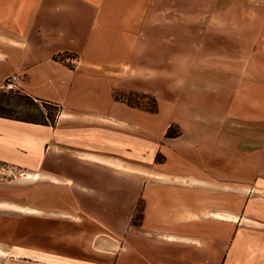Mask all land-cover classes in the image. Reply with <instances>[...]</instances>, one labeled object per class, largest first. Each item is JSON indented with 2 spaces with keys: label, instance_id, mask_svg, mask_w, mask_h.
I'll return each instance as SVG.
<instances>
[{
  "label": "crops",
  "instance_id": "obj_1",
  "mask_svg": "<svg viewBox=\"0 0 264 264\" xmlns=\"http://www.w3.org/2000/svg\"><path fill=\"white\" fill-rule=\"evenodd\" d=\"M12 74L60 105L53 126L0 117V162L42 187L10 202L42 210L38 261L75 264L70 234L109 258L117 241V264H264V0H0Z\"/></svg>",
  "mask_w": 264,
  "mask_h": 264
},
{
  "label": "rangeland",
  "instance_id": "obj_2",
  "mask_svg": "<svg viewBox=\"0 0 264 264\" xmlns=\"http://www.w3.org/2000/svg\"><path fill=\"white\" fill-rule=\"evenodd\" d=\"M203 53L201 52V54ZM214 53L215 55H213ZM229 53L231 52H210L199 57L207 61L217 57L227 59L226 55ZM143 85L147 87L148 84L143 81ZM151 85L153 89L165 90L164 81L159 80L157 84L153 82ZM162 93L166 94V91H162ZM114 97L147 111L156 108V100L149 93L117 89L114 91ZM178 130H180L179 127L174 125L173 131L176 132ZM259 133L261 132L256 128V148L262 144V138L258 136ZM38 183L40 181L32 175L26 174L14 166L0 162V201H2L0 203V264H49L43 263L41 260L38 261V258H35L42 256V210H31L27 209V207L21 208L18 205L10 204L13 201H18L20 204L29 202L41 204L42 187H38ZM142 207V202L138 201L132 212L130 220L132 225L139 223ZM67 224L70 225V223H63L64 226ZM113 242L112 248L106 250L111 254L109 258L103 252L102 242L91 246L89 243L84 242V238L81 236L64 234L61 244L64 254L67 251H77L80 256L79 258L64 259V261L75 262V264H117V258L114 253L118 251V243L117 241Z\"/></svg>",
  "mask_w": 264,
  "mask_h": 264
},
{
  "label": "trees",
  "instance_id": "obj_3",
  "mask_svg": "<svg viewBox=\"0 0 264 264\" xmlns=\"http://www.w3.org/2000/svg\"><path fill=\"white\" fill-rule=\"evenodd\" d=\"M53 109V111H52ZM60 110V105L44 99L30 96L21 90H6L0 87V117L13 120L53 126ZM155 109L150 111H155ZM170 125L165 137H176L180 130L174 132Z\"/></svg>",
  "mask_w": 264,
  "mask_h": 264
},
{
  "label": "built area",
  "instance_id": "obj_4",
  "mask_svg": "<svg viewBox=\"0 0 264 264\" xmlns=\"http://www.w3.org/2000/svg\"><path fill=\"white\" fill-rule=\"evenodd\" d=\"M69 59V58H68ZM20 79L19 76L16 74H12L8 76L5 81L3 82L2 86L6 90H17L16 88V82Z\"/></svg>",
  "mask_w": 264,
  "mask_h": 264
}]
</instances>
